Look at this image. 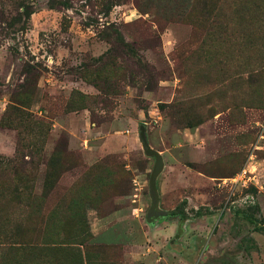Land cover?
<instances>
[{"label":"rangeland","instance_id":"rangeland-1","mask_svg":"<svg viewBox=\"0 0 264 264\" xmlns=\"http://www.w3.org/2000/svg\"><path fill=\"white\" fill-rule=\"evenodd\" d=\"M141 125L156 224L224 240L198 260L168 233L152 264H264V0H0V264H135Z\"/></svg>","mask_w":264,"mask_h":264},{"label":"crops","instance_id":"crops-1","mask_svg":"<svg viewBox=\"0 0 264 264\" xmlns=\"http://www.w3.org/2000/svg\"><path fill=\"white\" fill-rule=\"evenodd\" d=\"M5 132V131H4ZM113 213V212H112ZM110 213V214H112ZM109 214V215H110ZM177 216V214L173 215ZM209 216L212 215H207L203 216L200 218V220H205L204 222H208L210 218ZM153 217H156L153 215ZM197 217V216H196ZM156 219H151V223H149L147 227V231L145 232V235L143 237L144 243L141 245H137V254H139L136 257H128L126 254H122V261L126 262L127 259H133V263L137 264L139 261H142L138 264H152V259L151 256L148 257V254H152L155 251L160 250L163 245H166L167 242H165V238L168 235V233H171L173 235L174 241H180L185 239L186 242H183L184 244V251L185 252H195V256L197 257L198 260H201L206 253H212V247L213 243L217 247H222L224 244V240H215V237H217V232L213 231V228L211 226H207L206 223L203 224V226H196L190 222H188V219L186 218H180L179 222L177 223L176 227H168L166 229L159 227L158 224H156ZM126 246V245H125ZM125 246L121 245L122 249L125 248ZM131 248V246L127 247ZM169 254L172 255L171 257V262H167L165 264H191L186 257H182V255H185V253H182V251H174L173 249L168 250ZM181 252V253H180ZM141 253V255H140ZM144 255V257H143ZM188 255V254H187ZM157 261L160 260L159 256L157 255ZM174 258V259H173ZM176 258V259H175ZM196 261L197 263L195 264H200ZM254 263L253 260L251 262L247 261V264H252ZM156 264V263H155Z\"/></svg>","mask_w":264,"mask_h":264},{"label":"water","instance_id":"water-1","mask_svg":"<svg viewBox=\"0 0 264 264\" xmlns=\"http://www.w3.org/2000/svg\"><path fill=\"white\" fill-rule=\"evenodd\" d=\"M138 141L140 144V147L143 151V153L146 156L152 157L154 159V163L149 175L148 179V190H149V196H150V207H149V213H155V209L157 206V193L155 189V178L157 174L159 173L161 166H162V160L161 157L158 155L156 151L151 149L146 141L145 134H144V127L141 125L138 127ZM156 217H153L155 219ZM152 220L147 219L146 222L149 224Z\"/></svg>","mask_w":264,"mask_h":264},{"label":"trees","instance_id":"trees-1","mask_svg":"<svg viewBox=\"0 0 264 264\" xmlns=\"http://www.w3.org/2000/svg\"><path fill=\"white\" fill-rule=\"evenodd\" d=\"M18 10H20L16 16H15V21H19L21 18L23 19V26L25 27V24L27 22V20L29 19L30 14L33 12L32 8H31V4L28 3H21L18 6ZM22 30H25V28H22ZM194 216H200V214L198 213V210H196ZM248 222L252 225L253 230L256 232H260L264 235V226L258 225V223L256 222V220H254L252 218V216H248ZM42 251V250H41ZM36 252V251H35Z\"/></svg>","mask_w":264,"mask_h":264},{"label":"built area","instance_id":"built-area-1","mask_svg":"<svg viewBox=\"0 0 264 264\" xmlns=\"http://www.w3.org/2000/svg\"><path fill=\"white\" fill-rule=\"evenodd\" d=\"M247 173H250L248 170H241L234 178L229 179L232 185L240 184L242 187H245L250 181V177Z\"/></svg>","mask_w":264,"mask_h":264},{"label":"flooded vegetation","instance_id":"flooded-vegetation-1","mask_svg":"<svg viewBox=\"0 0 264 264\" xmlns=\"http://www.w3.org/2000/svg\"><path fill=\"white\" fill-rule=\"evenodd\" d=\"M153 215H154V214H153ZM153 215H152V216H153Z\"/></svg>","mask_w":264,"mask_h":264}]
</instances>
